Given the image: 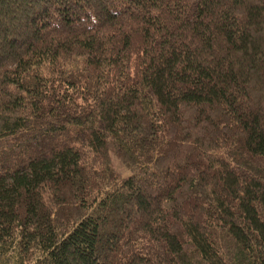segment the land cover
<instances>
[{
    "label": "trees",
    "instance_id": "obj_1",
    "mask_svg": "<svg viewBox=\"0 0 264 264\" xmlns=\"http://www.w3.org/2000/svg\"><path fill=\"white\" fill-rule=\"evenodd\" d=\"M0 264H264V0H0Z\"/></svg>",
    "mask_w": 264,
    "mask_h": 264
},
{
    "label": "rangeland",
    "instance_id": "obj_2",
    "mask_svg": "<svg viewBox=\"0 0 264 264\" xmlns=\"http://www.w3.org/2000/svg\"><path fill=\"white\" fill-rule=\"evenodd\" d=\"M114 164H115V167H116L117 171L120 174H122V175H127L128 174L125 169L120 167L119 162L116 159H114Z\"/></svg>",
    "mask_w": 264,
    "mask_h": 264
}]
</instances>
